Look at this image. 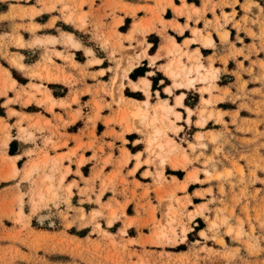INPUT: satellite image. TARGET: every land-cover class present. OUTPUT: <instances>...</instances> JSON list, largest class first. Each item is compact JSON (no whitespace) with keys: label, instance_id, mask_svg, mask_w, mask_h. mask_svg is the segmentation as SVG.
<instances>
[{"label":"crops","instance_id":"crops-1","mask_svg":"<svg viewBox=\"0 0 264 264\" xmlns=\"http://www.w3.org/2000/svg\"><path fill=\"white\" fill-rule=\"evenodd\" d=\"M121 1L131 7L159 8L160 6L163 24L156 22L155 27L150 28L144 34L145 42L142 45L139 41L142 42L143 36L140 30H134V24L152 18L155 20V15L145 8L137 9L134 13L118 10L115 14H111L110 9L102 6V0H95V13H91L88 3L83 5V11L87 12V24L82 29L83 47L73 49L61 43L49 46L50 50H53V62L51 63L46 59L47 52L43 46H38L37 49L34 48L35 46L31 48L29 44L25 47L16 46V49L10 46V53L23 55L22 62L27 69H20L2 55L6 49L2 45L0 89L3 91V81L7 77L5 70L10 72L11 79L8 82L12 80L16 82L13 89L7 88L5 92L0 93V143L7 132L12 135V139L9 141L8 138V145L2 151L5 155L17 157L15 163L21 173L29 161L36 158V153L40 150L41 154L47 151L51 156L66 154L63 165L71 169L66 183L76 182L72 188L73 205L84 207L90 212L94 208H100L99 206L107 201L112 202L117 208L120 204H125L127 217L137 218L132 225L126 227L125 234L121 233V229L125 227L124 218L117 220L110 227L106 219H97L96 221H101L103 228L110 232L112 237L107 238L100 237L98 232L93 231L92 223L80 226V219H77L78 223L75 222L71 226L77 228L76 232H68L69 236L75 238L76 243L79 241L83 246L93 247L95 245H93L94 242L90 243L89 239H91L98 240L101 247L105 245L107 247L110 246L108 241L113 238L119 245L117 248L126 244L131 252L145 256L158 257L162 249L172 253L185 252L188 250L173 251L162 248L160 245L143 244L146 236L151 234L150 229L141 226L142 219L149 218V213L139 206V203L146 202L148 199V197L142 198L146 188H149L152 204L158 205L153 192L154 176L145 175L148 170L152 173L155 171V165L147 162L148 159L153 158L149 152V141L155 138L152 144L154 147L158 145V136L163 133L160 126L161 118L168 116L169 120L166 118L165 124L181 129L177 132L169 129L167 135L175 143L181 144L184 150L163 138L161 144L164 145V151L169 149L170 152L174 147V151L170 153L179 164L185 156L189 159L193 158L186 168L181 165L174 167L166 163L164 173L168 181H171L173 176L182 181L189 171L196 168L200 170L198 174L200 180L203 179L204 174L201 171L203 166L199 165L196 159L198 152L193 153L188 142L184 143L180 140H184V137L190 134L192 138L188 139L189 142H195L196 140H192L194 133L201 132L202 129L206 131L209 123H214V120L210 119L205 127L197 124L200 119L198 109L203 104L202 95L205 100L212 99L213 96L222 97L211 106L226 112L224 119L229 121L228 114L237 110L240 102V99H234L235 94L239 92L237 90L239 79L236 71L242 70V80L247 81V89L260 87V84L252 80V76L244 70L250 66L251 60L264 58L262 49L253 50V44L259 48L260 44L264 43V0ZM11 6L16 8L11 11ZM20 6H36L42 10L32 17L27 15L12 18L13 12L19 11ZM163 6L164 10H161ZM43 7L38 0H29L26 3L0 0V36H4V43L10 42L9 35L12 31L16 33V29L26 41H31L34 35L60 36V32L56 31L63 27L59 26V23H62L63 14L58 8L56 10L60 13L54 9L48 11ZM53 17H57L54 24L51 23ZM117 19L121 22L116 26V30L121 34L124 46H131L135 49L134 52L128 54L135 64L126 75L123 73L124 68H128L126 66L123 67V72L119 73L115 88L117 97L113 100L111 95L103 91V88L113 87L114 66L109 52L101 45L102 38H97V33L99 34L103 29L114 30L113 23ZM97 22L104 23L103 27L99 29ZM30 23L39 26L35 32L27 28ZM62 31L68 30L63 29ZM127 36L132 39L128 40ZM151 37L157 38V44ZM209 37L212 39V44H206V39ZM174 43L178 45L177 48H174ZM85 48H91L94 55L85 53ZM179 48L188 54L182 58L183 63L188 67L191 63L187 60L188 56H199L204 66H208L212 58L214 67L220 69L216 81L218 88L212 91V96L209 91L201 93L203 88H207L206 84H209V81L186 84L188 87L182 85L176 87L173 76L166 73L165 68L172 57V54L168 53L179 55ZM54 50L61 52L62 56L56 55ZM116 55L118 58V54H115V57ZM65 56H70V58L67 59ZM71 58L76 65L72 63ZM94 58L99 59L100 62L91 64L90 61ZM126 63H130V60H126ZM241 63L243 69L240 68ZM31 70L37 72L38 75H32ZM255 70L257 71V67ZM15 72L19 76H15ZM143 78L151 82L149 95L141 87ZM121 81L124 86L120 89ZM229 89L230 93H225ZM127 91L130 94L127 95ZM48 94L53 101L46 100ZM181 95L183 97L179 104L177 98ZM191 95L195 97L190 99ZM126 101L128 103L125 107H121ZM146 101L149 102V106L144 104ZM138 104L143 105V108L146 107L151 115H154L156 111L158 121L155 123V128L160 129L159 134L156 135L154 129L153 137H149L150 132L147 131L149 132L147 133L145 127L134 125L133 117L135 120H140L132 113ZM100 105L102 108L99 110ZM165 105L172 107V111L164 110L162 106ZM13 111L16 112L13 113ZM97 111L98 116H96ZM78 112L80 113L75 119ZM175 112L180 114L179 119H175ZM189 112L192 113L189 114ZM108 118H111V121L107 124ZM121 120H123L122 123ZM19 121L23 127L33 131L35 136L33 140H24L20 137ZM4 124H8L9 129H6ZM53 143L59 144L56 149L52 148ZM29 150H35L36 153H29ZM80 159H83L82 164H79ZM202 159V156L199 157V161ZM158 160L160 161L159 157ZM10 163L11 161H7L3 168L6 169ZM179 172L182 173V178ZM115 174L117 188L113 190L111 185L108 186L98 201L102 179L105 178L107 182L113 179ZM122 179H125L127 183L123 184ZM202 184L205 183L199 180L188 184L185 191L188 192L191 200L188 204L189 210H195L196 205L204 202H195L198 196L194 194L195 191L208 187ZM130 208L132 212H129ZM157 215L159 217L160 213ZM70 216L74 218L76 215L71 212ZM131 240L134 241L131 242ZM86 255L89 254L86 252ZM51 259L59 264H90L87 259L74 257L70 253L55 254L51 256Z\"/></svg>","mask_w":264,"mask_h":264},{"label":"rangeland","instance_id":"rangeland-1","mask_svg":"<svg viewBox=\"0 0 264 264\" xmlns=\"http://www.w3.org/2000/svg\"><path fill=\"white\" fill-rule=\"evenodd\" d=\"M28 1L11 0V2L22 3ZM38 2L42 3L43 8L48 11L58 8L63 14V20L59 26H63L62 28L68 31L58 28L56 32H60V36L34 35L31 41H26L16 29V33L12 31L9 35L10 42L6 43L3 40L4 36H0L2 39L0 50L2 51V45L6 48L2 55L20 69H27L22 62L23 55L10 53V46L14 49L16 46L25 47L26 44H29L31 48L35 46L36 49L38 46H43L47 52L46 59L51 63L53 62V50H50L49 46L61 43L73 49L83 47L81 43L84 36L82 29L87 24V12L83 11V5L88 3L91 13L96 11L95 0H38ZM102 2V6L110 9L111 14H115V11L118 10L134 13L137 9L145 8L155 15V20L152 18L134 24V30H140L143 36L142 42L139 41L141 45L145 42L144 34L150 28L155 27L156 22L163 24L160 6L159 8L131 7L121 0H102ZM11 7V11L16 8L15 6ZM41 10L36 6H20L19 11L13 12L12 18L27 15L32 17L40 13ZM161 10H164V6ZM56 19L57 17H53L51 23L54 24ZM120 22V19L114 21V30L103 29L99 34L97 33V38H102L101 45L109 52L114 66L113 87L111 89L103 88V91L111 95L113 100L117 97L115 88L119 73L123 72L124 66L129 67L135 64L131 56L128 55L135 51L134 47L124 46L123 38L116 30V26ZM29 25L27 28L31 32H35L39 27L34 23ZM96 25L100 29L104 23L97 22ZM18 26L23 27L19 24ZM70 34L76 43L70 41ZM167 37L169 36L167 35ZM151 38L157 44V38ZM127 39L131 40L132 37L127 36ZM259 49L264 52V43H261L259 48L253 44L254 51ZM85 51L87 54L94 55L91 48H85ZM179 51V55L168 53L172 54V57L169 65L165 68L167 74H170L169 67L175 66L179 60L183 62L182 58L188 55L181 48ZM54 53L62 56V53L57 50H54ZM115 54H118V58L117 55L115 57ZM65 58L69 59L70 56H65ZM71 59L72 63L76 65L73 58ZM126 60H130V63L127 64ZM187 60L191 62L190 66L192 67L197 64L204 65L199 56H188ZM94 62L100 61L95 58L90 61L91 64ZM255 67H257V71ZM240 68L243 69L242 63ZM5 71H7V77L3 81L4 92L7 88L13 89L16 84L14 80L8 82L11 79L10 72ZM241 71L235 72L239 79L237 86L239 92L234 96V99H240V102L237 110L228 114L229 121L224 119L226 112L211 106L222 97L213 96L212 99L205 100L202 95L203 104L198 109L200 119L197 124L200 127H205L210 119H213L214 123H209L206 131L202 129L203 131L194 133L192 140H196L195 142H189L188 139L192 138L190 134L186 135L184 140L179 139L184 143L187 141L193 153L198 152L196 159L198 164L203 166L201 169L204 174L203 179L200 180L198 176L200 170L196 168L189 171L182 181L175 176L171 181H168L164 173L166 163L174 167L181 165L186 168L193 158L189 159L185 156L179 164L169 149L165 151L163 149L166 161L162 165L158 160L157 152H155L157 145L154 147V144L149 143L150 156L153 158L152 160L148 159L147 162L155 165V171L152 173L148 170L145 175L154 176L153 192L158 205L152 204L149 188H146L142 198L148 197V199L146 202L139 203V206L149 213V218H143L141 226L150 229L151 234L146 236L143 244L160 245L162 248L173 251H188L172 253L162 249L158 257H151L131 252L126 244L117 248L119 245L113 238L108 241L110 246L107 247L106 245L101 247L98 240L91 239H89L90 243H95H93L95 245L93 247L83 246L79 241L76 243L75 238L69 236L68 232H76L77 228L71 226L77 222V219H80V226L92 223L94 225L92 230L98 232L100 237L107 238L111 236L110 232L103 228L101 221H96L97 219H106L107 225L110 227L117 220L124 218L125 227L121 229V233L125 234L126 227L132 225L137 218L127 217L125 204H120L117 208L112 202L107 201L101 204L100 208H94L90 212L86 211L84 207L73 205L71 201L72 188L76 182L66 183V178L71 170L69 166L63 165L66 154L51 156L47 151L41 154V150L37 153L35 150H29V153H36V158L31 159L21 173L15 163L17 157L3 154L6 148L5 141L8 138L9 141L12 139V135L7 132L0 143V264H59L52 261L51 256L65 253H70L80 259H87L90 264H264V58L251 60L250 66L244 70L252 76V80L260 84V87L247 89V81L242 80ZM202 72L205 74L209 72L205 80H201V75L196 72H192L190 75L197 78L195 82L209 81V84H206L207 88H203L201 93L209 91L212 96V91L218 88L216 81L220 69L214 67L211 58V63L208 66L205 65ZM31 74L38 75L32 70ZM15 76L19 75L15 72ZM172 78L176 87L178 86L177 82H183L182 86L188 87L184 76H173ZM123 86L121 81L119 88L121 89ZM37 87L39 89V86ZM3 91L0 89V93ZM225 93H230V89ZM126 94H130V92L127 91ZM120 96L123 99V95ZM193 97L195 96L191 95L190 99ZM126 103L128 101L121 107H125ZM108 105L110 106L109 103ZM101 108V105L98 106L99 110ZM191 113L189 112V114ZM96 116H98V111ZM152 116L149 113L148 118L143 121L135 120L133 117L134 125L145 127L146 132H150H147L149 137L156 129V125L149 121ZM111 118L106 120L107 124ZM166 118L169 120V117L165 116L160 121L163 133L158 136V145L163 138L175 143L168 137L167 130L171 129L177 132L181 129L165 124ZM122 122L123 120H121ZM170 123L173 124L171 121ZM4 127L9 129L8 124H4ZM19 134L24 140H33L35 137L33 131L23 127L20 121ZM175 144L183 149L181 144ZM58 145L53 143L52 148L56 149ZM45 156L47 157L46 163L43 161ZM201 156L203 159L199 161ZM7 161H11V163L4 169L3 166ZM82 163L83 159H80L79 164ZM114 176L107 182L105 178L102 179L98 201L108 186L111 185L113 190L117 188L116 174ZM179 176L182 178L181 172H179ZM198 180L205 183L202 186L208 185V187L194 192L198 196L195 198V202H204L196 205L195 210H189L188 204L191 200L185 190L190 182ZM121 182L127 183L125 179H122ZM190 188L192 190V187ZM89 199L91 200L90 196ZM71 212L75 213L74 218L70 216ZM129 212H132V208L129 209ZM158 213H160L159 217ZM86 252L90 256L86 255Z\"/></svg>","mask_w":264,"mask_h":264},{"label":"bare ground","instance_id":"bare-ground-1","mask_svg":"<svg viewBox=\"0 0 264 264\" xmlns=\"http://www.w3.org/2000/svg\"><path fill=\"white\" fill-rule=\"evenodd\" d=\"M69 39H70V41L72 42V43H76V41H75V39L73 38V36L70 34L69 35ZM53 40V39H52ZM207 40V43L206 44H212V39L209 37V38H207L206 39ZM177 44L176 43H174V48H177ZM174 63V62H173ZM130 68H132V66H130V67H128V68H124V74L126 75V73H128L129 72V70H130ZM203 68H205V66L203 65V64H197L196 66H194V67H192V66H190V67H188L186 64H184L183 62H181L180 60L176 63V65H175V67H169V72H170V75L171 76H174V77H179V76H184V78H186V84H193L194 82H195V80H197V78H195V77H191L190 76V73H192V72H196V73H198V74H200L201 75V77H200V79L201 80H205L206 78H207V75H209L208 73L207 74H205L204 72H202V69ZM124 76V75H123ZM198 76V75H197ZM183 80V79H182ZM141 83H142V89L145 91V93H147V95H149L150 94V90H149V87H150V80L149 79H147V78H143L142 80H141ZM184 83L183 82H179L178 83V85H183ZM170 91V90H169ZM182 97H183V95H181V96H179L178 98H177V102L180 104L181 103V101H182ZM46 100L47 101H51L52 100V97L48 94L47 95V98H46ZM53 101V100H52ZM132 101V100H131ZM142 103V102H141ZM144 104L146 105V106H149V102L148 101H146V102H144ZM52 105H53V103H52ZM143 106V105H142ZM141 106V104H138V106H136L135 108H134V110H133V115L136 117V118H138V119H140L141 121H143V120H145V119H147L148 118V115H149V111H148V109H146V107L145 108H143ZM162 108L164 109V110H167V111H169V112H171L172 111V107H170V106H162ZM166 112V111H165ZM166 115V114H165ZM175 115H176V117H178V118H180V114L179 113H177V112H175ZM149 121H150V123L151 124H155L157 121H158V117H157V113L155 112V114L149 119ZM202 121V120H201ZM161 131H160V129L158 128V129H155V131H154V133L157 135V134H159ZM153 137V136H152ZM155 141V138H151L150 139V141H149V143L150 144H152L153 142ZM178 144V143H177ZM7 145H8V140H6L5 141V144H4V146H6L7 147ZM176 145V144H175ZM152 146V145H151ZM154 146V145H153ZM177 146V145H176ZM163 147H164V145L163 144H159V145H157V148H156V151L155 152H157V157H159L160 158V163L162 164V165H164L165 164V161H166V159H165V156L163 155ZM166 147V146H165ZM174 149V147H172V149H171V151H174L173 150ZM166 154V153H165ZM168 155V154H167ZM172 159V158H171ZM45 163L47 162V158H44V160H43ZM175 164H178V163H175ZM34 168V167H33ZM64 177V176H63ZM66 177V176H65Z\"/></svg>","mask_w":264,"mask_h":264},{"label":"trees","instance_id":"trees-1","mask_svg":"<svg viewBox=\"0 0 264 264\" xmlns=\"http://www.w3.org/2000/svg\"><path fill=\"white\" fill-rule=\"evenodd\" d=\"M139 72V71H138ZM12 150V149H11Z\"/></svg>","mask_w":264,"mask_h":264}]
</instances>
